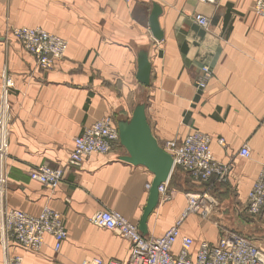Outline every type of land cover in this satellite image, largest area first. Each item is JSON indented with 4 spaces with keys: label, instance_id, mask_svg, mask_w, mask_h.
Here are the masks:
<instances>
[{
    "label": "crops",
    "instance_id": "0c3cea01",
    "mask_svg": "<svg viewBox=\"0 0 264 264\" xmlns=\"http://www.w3.org/2000/svg\"><path fill=\"white\" fill-rule=\"evenodd\" d=\"M254 2L0 0V142L5 132L8 174L0 209L37 215L48 206L62 215L67 230L58 251L53 237L46 235L38 252L12 240L5 252L0 230V264L15 255L22 256L21 264L127 259L128 241L90 218L107 209L138 226L149 192L146 184L153 179L146 167L122 161L125 149L115 144L106 154H91L79 166L65 168L54 189L29 173L43 164L65 167L73 139L87 125L105 116L117 125L139 103L145 105L161 147L199 129L211 138L213 158L229 167L225 181L213 176L206 183H195L176 170L181 188L172 189L169 201L158 203L145 235L160 236L174 224L186 205V192L207 190L215 201L209 218L191 215L181 228L192 237L193 249L201 241L216 242L215 223L264 247V208L255 217L245 210L248 190L264 166V18L253 12ZM153 3L161 8L160 40L149 27ZM196 13L208 19L206 27L193 20ZM12 26L39 27L64 38V56L53 69L42 71L14 37L5 36ZM142 51L151 66L148 86L136 78ZM202 64L213 74L199 92L194 81ZM6 79L12 86L3 98ZM244 145L248 157L239 154Z\"/></svg>",
    "mask_w": 264,
    "mask_h": 264
},
{
    "label": "built area",
    "instance_id": "2783aa9c",
    "mask_svg": "<svg viewBox=\"0 0 264 264\" xmlns=\"http://www.w3.org/2000/svg\"><path fill=\"white\" fill-rule=\"evenodd\" d=\"M128 1V0H126ZM218 0H199L204 4H215ZM259 17L264 18V0H255L252 8ZM193 20L202 27L208 25V19L202 14H194ZM5 36L11 35L34 57L35 64L42 71H49L60 60L67 49V41L39 27L12 26L6 29ZM213 74L212 68L202 64L194 81L197 91L205 89ZM12 81L6 79L3 85V98ZM5 100V99H4ZM211 138L199 129H192L182 140H167L162 148L171 155L173 167L180 169L191 181L206 183L211 177L225 181L229 167L216 161L210 149ZM224 144L222 138L218 139ZM115 144H119L118 131L110 116L97 119L87 125L73 139V146L65 167L39 165L32 169L29 177L50 189L56 188L63 179L65 168L77 167L91 154H106ZM7 149L6 134L0 142V198H4L8 188V174L4 158ZM239 154L249 156L246 145ZM169 180L161 183L157 190L159 202H167L172 198L173 190ZM150 184H146L149 189ZM186 205L180 217L162 235L142 234L138 226L126 220L120 213L102 209L95 212L90 220L102 228L115 231L129 243L128 257L125 261L94 257L82 264H264V247L258 245L251 237L227 229L215 223L220 229L216 242H199L193 249L192 237L182 233L184 220L196 215L207 219L213 211L215 201L207 190L189 191L185 193ZM264 208V166L248 190L245 210L249 216H258ZM2 247L6 252L12 240L18 246L30 252L40 251L44 237L50 235L54 239V249L58 251L67 238L62 215L44 206L37 215L27 214L19 209L2 207L0 209ZM178 248L175 249V246ZM22 256L15 255L6 264H21Z\"/></svg>",
    "mask_w": 264,
    "mask_h": 264
},
{
    "label": "water",
    "instance_id": "95a60500",
    "mask_svg": "<svg viewBox=\"0 0 264 264\" xmlns=\"http://www.w3.org/2000/svg\"><path fill=\"white\" fill-rule=\"evenodd\" d=\"M161 8L153 3L149 16V27L153 37L160 40L162 32L159 29L158 16ZM151 66L147 53H139L137 60L136 78L142 84L148 86ZM119 145L125 149V154L119 158L133 165H142L152 174L146 204L138 223V229L142 234L147 233V219L159 203L158 186L169 180L174 167L172 157L157 142L153 136L145 114V105L137 104L129 119L117 123Z\"/></svg>",
    "mask_w": 264,
    "mask_h": 264
},
{
    "label": "trees",
    "instance_id": "16d2710c",
    "mask_svg": "<svg viewBox=\"0 0 264 264\" xmlns=\"http://www.w3.org/2000/svg\"><path fill=\"white\" fill-rule=\"evenodd\" d=\"M176 170H178V168H175V171L171 174L170 178H169V187L171 189H179L181 188L178 184L177 178H176Z\"/></svg>",
    "mask_w": 264,
    "mask_h": 264
},
{
    "label": "rangeland",
    "instance_id": "374dc122",
    "mask_svg": "<svg viewBox=\"0 0 264 264\" xmlns=\"http://www.w3.org/2000/svg\"><path fill=\"white\" fill-rule=\"evenodd\" d=\"M215 230H216V235H217L218 233H220V231H219L220 229H219V228L216 227Z\"/></svg>",
    "mask_w": 264,
    "mask_h": 264
},
{
    "label": "bare ground",
    "instance_id": "6f19581e",
    "mask_svg": "<svg viewBox=\"0 0 264 264\" xmlns=\"http://www.w3.org/2000/svg\"><path fill=\"white\" fill-rule=\"evenodd\" d=\"M51 34H53V33H51ZM56 35V34H55ZM58 36V35H57ZM60 37V36H59ZM62 38V37H61ZM64 39V38H63Z\"/></svg>",
    "mask_w": 264,
    "mask_h": 264
}]
</instances>
